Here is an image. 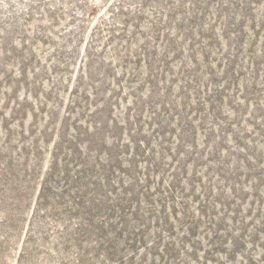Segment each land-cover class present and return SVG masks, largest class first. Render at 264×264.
I'll return each instance as SVG.
<instances>
[{
  "label": "rangeland",
  "instance_id": "374dc122",
  "mask_svg": "<svg viewBox=\"0 0 264 264\" xmlns=\"http://www.w3.org/2000/svg\"><path fill=\"white\" fill-rule=\"evenodd\" d=\"M229 1L0 0V264L18 262L53 154L58 175L130 138L146 141L137 170L154 161L151 184L179 173L162 193L196 218L190 264H264V0ZM177 135L183 172L166 156L177 160ZM210 217L234 248L204 246ZM43 221L22 264L50 263L55 224Z\"/></svg>",
  "mask_w": 264,
  "mask_h": 264
},
{
  "label": "trees",
  "instance_id": "16d2710c",
  "mask_svg": "<svg viewBox=\"0 0 264 264\" xmlns=\"http://www.w3.org/2000/svg\"><path fill=\"white\" fill-rule=\"evenodd\" d=\"M176 1L181 5V0ZM251 2L252 0H248L244 4ZM229 3L234 5L231 0ZM190 4L197 7L192 1ZM205 7H197L196 13L204 12ZM240 18L242 21L243 17ZM184 20L187 19L182 18L180 21ZM263 22L264 17L258 22V26ZM91 50L92 46L87 44L84 59L88 60ZM158 127L162 128V124L159 123ZM176 141L173 151L177 160L169 153L166 156L179 165L175 171L183 172V158L188 159V155L180 151L184 137L177 135ZM144 142L146 143L130 138L119 145L112 144L102 162L78 161L72 157L66 161L58 175H55L58 161L53 154L30 214L17 264L24 263L31 255L28 245L35 232L30 228L35 227L40 235H47L44 228L48 224L43 219L54 222L55 241L58 243L51 248L52 253L46 254L49 264H190L189 251L195 253V245L199 244L195 242L197 238L194 234L197 228L196 218L184 207L178 210L171 195L170 204L163 196L162 189L167 194L174 193L179 173L171 177L165 190V181L151 184V174L155 173L152 170L154 161L144 160L145 166L140 171L137 170V159L142 153L141 145ZM130 149H133V153L127 158ZM70 166L72 167L69 168ZM54 179L58 181L59 188L52 186ZM184 198L185 196L182 199ZM214 202L215 205L224 207L216 199ZM44 208H50L49 212H44ZM168 209L170 213H167ZM171 219L176 227L170 223ZM209 219L207 231L202 237L204 246L210 252L220 253L217 247L225 243L223 238H228L234 248L239 239L229 238V232L220 226V219L217 223L211 217ZM175 228L181 232V236H174ZM235 230L244 232L240 228L233 231ZM262 232L255 229L249 236L251 242L254 243L257 235ZM233 252L231 250L230 255Z\"/></svg>",
  "mask_w": 264,
  "mask_h": 264
}]
</instances>
